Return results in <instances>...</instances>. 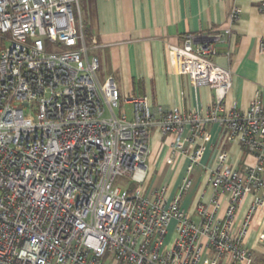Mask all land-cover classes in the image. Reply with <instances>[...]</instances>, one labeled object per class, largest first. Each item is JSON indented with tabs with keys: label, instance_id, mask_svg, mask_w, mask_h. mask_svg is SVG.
I'll return each mask as SVG.
<instances>
[{
	"label": "built area",
	"instance_id": "built-area-1",
	"mask_svg": "<svg viewBox=\"0 0 264 264\" xmlns=\"http://www.w3.org/2000/svg\"><path fill=\"white\" fill-rule=\"evenodd\" d=\"M80 3L0 0V38L9 35L10 42L0 53V264H254L243 240L254 215L264 212V105L257 94L248 110L227 111L232 74L213 60L240 11H232L221 33L187 34L182 46L169 47L178 73L215 94L203 117L152 112L144 98H122L112 77L102 84ZM259 11L264 15V0ZM213 123L257 165L241 171L219 154L210 183L228 206L220 218L218 200L214 211L199 204L196 223L180 205L188 176L168 205L164 191L145 196L151 134L155 127L175 134L174 148L182 149L186 126L193 138L208 141L205 128ZM204 149L189 154L187 174ZM119 179L125 186L116 185ZM247 195L254 201L236 232Z\"/></svg>",
	"mask_w": 264,
	"mask_h": 264
},
{
	"label": "crops",
	"instance_id": "crops-1",
	"mask_svg": "<svg viewBox=\"0 0 264 264\" xmlns=\"http://www.w3.org/2000/svg\"><path fill=\"white\" fill-rule=\"evenodd\" d=\"M262 0H81L80 20L90 57L100 61L99 78L112 77L122 98L146 99L152 112L199 113L206 116L215 94L208 87L195 89L187 76L178 73L177 57L170 46L183 45L187 34L221 33L229 26L233 10L240 11L239 21L231 26V35L218 46L214 62L229 69L232 88L225 100L227 111H246L261 95L264 105V15L259 11ZM131 115V108L125 106ZM208 141L193 138L186 126L181 135L182 149H175V134L163 136L155 127L151 134L147 177L143 187L153 199L165 192L167 205L182 187L185 178L191 187L181 200V209L199 222V204L215 210L222 218L228 206L224 195H216L210 183L216 158L228 155V163L241 171L257 165L254 155L242 150L237 141L229 140L218 124H209ZM204 146L203 155L190 174L189 154ZM264 178V172L262 173ZM254 201L247 195L237 210L235 231L238 232ZM172 221L170 227L175 228ZM174 233V229H173ZM264 212L254 215L243 240L253 254L254 264H264ZM223 264H229L228 261Z\"/></svg>",
	"mask_w": 264,
	"mask_h": 264
},
{
	"label": "rangeland",
	"instance_id": "rangeland-1",
	"mask_svg": "<svg viewBox=\"0 0 264 264\" xmlns=\"http://www.w3.org/2000/svg\"><path fill=\"white\" fill-rule=\"evenodd\" d=\"M76 20H77V27L79 28V18L77 16V13H76ZM10 46V42H9V35H3L1 36L0 38V53L4 50H6L8 47ZM91 55V54H90ZM99 74V73H98ZM99 81L103 84L104 83V79L101 77L99 78ZM118 112V110L116 111ZM126 182L123 180V179H119L116 183L117 186H125ZM173 227H170L168 229V235L166 237V241H165V244H170L172 242V237H173Z\"/></svg>",
	"mask_w": 264,
	"mask_h": 264
},
{
	"label": "trees",
	"instance_id": "trees-1",
	"mask_svg": "<svg viewBox=\"0 0 264 264\" xmlns=\"http://www.w3.org/2000/svg\"><path fill=\"white\" fill-rule=\"evenodd\" d=\"M247 153V152H246Z\"/></svg>",
	"mask_w": 264,
	"mask_h": 264
}]
</instances>
